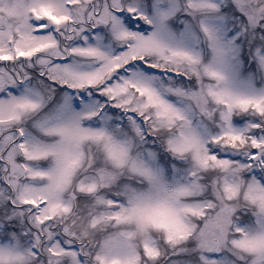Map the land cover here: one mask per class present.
Here are the masks:
<instances>
[{
    "label": "snow or ice",
    "instance_id": "1",
    "mask_svg": "<svg viewBox=\"0 0 264 264\" xmlns=\"http://www.w3.org/2000/svg\"><path fill=\"white\" fill-rule=\"evenodd\" d=\"M0 264H264V0H0Z\"/></svg>",
    "mask_w": 264,
    "mask_h": 264
}]
</instances>
